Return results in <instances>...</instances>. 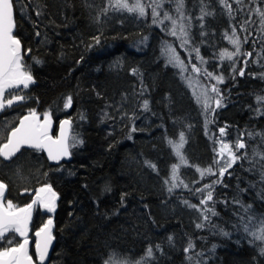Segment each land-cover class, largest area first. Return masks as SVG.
I'll return each instance as SVG.
<instances>
[{"label": "trees", "instance_id": "16d2710c", "mask_svg": "<svg viewBox=\"0 0 264 264\" xmlns=\"http://www.w3.org/2000/svg\"><path fill=\"white\" fill-rule=\"evenodd\" d=\"M229 3L231 15L220 0H184L190 46L205 62H193L175 45L180 59L205 85L211 79L203 71L214 67L223 77L222 106L213 101L215 112L206 114L184 77L166 62V31L150 13L116 11L109 0H15L14 35L33 83L6 95L26 98L1 112L0 144L33 110L41 121L48 114L55 126L63 119L71 123L69 163L52 167L31 150L9 163L0 160V182L8 188L5 205L27 206L44 186L57 193L50 264H264V241L244 231L249 215L264 218L259 155L264 154V101H258L264 97V25L256 11L264 10V0ZM205 6L211 14L200 19ZM233 28L241 55L222 61L220 53L232 45L225 34ZM193 64L201 74L191 71ZM220 128L227 133L223 140L232 144L242 135L246 148L237 152L244 159L214 185L207 207L217 215L209 213L205 222L197 208L206 206L194 190L217 180L218 170L201 179L196 168L213 165V139H221ZM180 132L187 165L168 144L178 142ZM74 138L79 142L73 144ZM14 162L22 163L19 172L6 171ZM173 164L180 165L178 175L188 187L170 192ZM44 220L35 213L32 234ZM8 237L19 241L14 233ZM189 241L193 248L185 252Z\"/></svg>", "mask_w": 264, "mask_h": 264}, {"label": "snow or ice", "instance_id": "6c2138e0", "mask_svg": "<svg viewBox=\"0 0 264 264\" xmlns=\"http://www.w3.org/2000/svg\"><path fill=\"white\" fill-rule=\"evenodd\" d=\"M111 8L116 11H127L128 13H135L139 17H144L146 15V8L151 9V16L154 24L163 25L164 30L168 32L169 35L176 37L180 40L181 45L187 47L190 44V38L188 35V29L191 27V17L187 15L184 11V0H171L175 4V12L177 16L170 15L169 11L164 10L165 0H150L149 3H145L144 0H109ZM237 4H242L244 0H235ZM14 3L15 0H0V111H3L6 107H11L13 104L18 102H23L25 96L18 93H11L10 98H6V91L10 89H18L21 86L27 89L31 83H33V78L31 73L27 70L25 65L21 61V42L14 35ZM220 3L226 8L229 15L232 13V4L229 0H220ZM105 12L108 9L104 10ZM257 13L260 15L261 24L264 25V10L256 9ZM39 14V13H37ZM210 12L206 11V6L201 7L200 19H203L205 15H210ZM170 22L171 27L169 28L165 22ZM187 21V23H185ZM247 23V21H246ZM243 30V29H242ZM203 34V33H202ZM229 39L230 43L234 47V51H222L220 53V59L233 60L235 56L241 55V40L236 35V29L233 28L231 34H225ZM97 42L98 38H97ZM196 56L200 59L201 63H204L203 58L200 57L199 49L193 48ZM165 52L168 54V62L174 67H178L181 74L185 71V64L176 55L175 50L170 46H166ZM191 54V52L189 53ZM246 55H251L247 53ZM39 63V61H37ZM135 69L133 72L135 73ZM191 71L196 74H201L202 69L193 64ZM240 74L243 75V70H240ZM203 75L209 79H215L217 83L223 82L222 76L214 75L212 72L203 71ZM190 86L191 85V78ZM197 85L199 81L196 82ZM193 94L196 97V102L199 104L202 102L203 110L206 114L215 112V108L212 107V102L215 101L216 107H221V100L219 98L220 92L215 84H209L205 87L203 92L198 93L194 88ZM215 94V95H212ZM258 101H264V97H258ZM71 97L67 99L65 103V108L70 107ZM148 103L144 102V108L147 109ZM211 123V120L207 119L206 115V126ZM69 124L68 121H63L61 124V134L56 139H53L48 134V129L50 127V117L45 114L43 117V122L39 120L36 112L30 111L29 114L19 121L18 126H14L11 131L6 136V142L0 144V157L4 160H10L12 157L20 153L21 148L24 146L34 148L37 150H44L47 152L48 159L59 163L63 157L69 156V144L68 138L64 131V126ZM207 130V129H206ZM135 131V129H133ZM221 139L217 141L213 139L214 151L216 152V157L213 159V165H210L206 169L196 168V171L200 173L201 179L208 175H217L218 179L205 184L203 188H197L194 191L201 193L200 204L205 205L203 209L197 208L201 211L203 220L205 222L210 221V216H216L217 213L212 207H207L210 201H213V190L214 185L220 183L222 178L228 169L233 167V164L237 160L244 159L243 156L237 155L238 150L245 149L246 143L243 140V136L239 137L234 144L223 140V137L227 135L225 128H220ZM79 141L73 140V144ZM219 143V149L215 148V144ZM168 144L172 147V150L176 157L179 159L182 165H187L186 160L181 149H183L185 144V134L184 132L179 133V141L174 142L173 140H168ZM260 159L264 160V154H259ZM226 157V158H225ZM155 168V165H149ZM180 165L173 164L171 169V185L169 191L171 192L173 188L183 185L185 188L188 187L178 175V169ZM264 175V174H262ZM165 183H169L168 180ZM7 185L4 182H0V264H34L33 257L29 255L28 245V230L29 223L32 219V212L34 205L39 204V206L48 212H54L56 209L57 193L53 191L51 186L41 187L35 193V199L32 200L26 207H17L13 202L8 201L5 205L2 200L6 192ZM206 192V195L204 193ZM239 203V201H236ZM187 203V201H185ZM190 207H197L195 205H189ZM250 205L245 207V213H248ZM244 218H242L243 220ZM53 221L48 219L38 231L35 232L36 236V254L40 261V264H44L45 257L48 254V249L53 240L52 235ZM197 228L204 227L203 223H197ZM222 231V230H221ZM244 231L250 233L254 240L264 241V218L255 220L251 215L247 217L244 223ZM14 232L22 238V242L16 241L14 243L13 238L8 237L6 234ZM222 234L228 236V232H223ZM169 241L172 237L168 238ZM7 244L8 247H4ZM193 248L191 241L188 243V247L184 249L188 252ZM215 248V245H213ZM262 254H264V248L261 249ZM153 254L152 248H148L147 257H151ZM106 264L109 262L106 261Z\"/></svg>", "mask_w": 264, "mask_h": 264}, {"label": "rangeland", "instance_id": "374dc122", "mask_svg": "<svg viewBox=\"0 0 264 264\" xmlns=\"http://www.w3.org/2000/svg\"><path fill=\"white\" fill-rule=\"evenodd\" d=\"M144 2L147 4V3L150 2V0H144ZM163 7H164V10L169 11L170 15L177 16V18H179L178 15H177V13L175 12V4L173 2H171V0H165V3H164V6ZM146 13H150V15H151V9L150 8H146ZM165 24H167L169 28L171 27L170 22H167L166 21ZM158 27L159 28H164L163 25H158ZM165 34L167 36V43H165V45L163 46V51H164L163 53H164V58L166 59V61H167V63L169 65H171L172 67H174L171 63L168 62V54L165 52V48H166V46H170L172 49L175 50L176 55L179 56V51L176 49L175 45H178L181 49L183 48V53H186L187 55H189L190 59L193 62H199V58L196 56L195 51H192V48H191L190 44L187 47L182 46L179 39H177L174 36L169 35L167 31L165 32ZM230 47H231L230 48V51H232V49H234L233 45H231ZM190 52H191V54H189ZM224 60H227V59H224ZM224 60H222V61H224ZM174 68H176L179 71V73L181 74V71H180V69L178 67H174ZM208 72H212L214 75H217V76H219V74H220L219 72H217L214 69V67H212V69H209ZM181 76L184 77V81L187 84V86L190 88V90L192 91V93H193L194 88L196 89V91L198 93H200V92H203L204 91V89H205L206 86H208V85H205L198 78V76H195L192 73H190L187 66L185 68V71L181 74ZM189 78H191V85L192 86H190V80H189ZM197 81H199V84L198 85L196 83ZM210 81L211 82L209 84H215L216 87L219 89V86L221 85V83H217V81L215 79H211ZM212 95H214V94H212ZM200 104H202V102ZM17 163L18 162H14L11 165H9L7 167V169H6V171H14V170L16 171V170H18V172H19V166L17 165Z\"/></svg>", "mask_w": 264, "mask_h": 264}, {"label": "water", "instance_id": "95a60500", "mask_svg": "<svg viewBox=\"0 0 264 264\" xmlns=\"http://www.w3.org/2000/svg\"><path fill=\"white\" fill-rule=\"evenodd\" d=\"M14 30H15V29H14ZM21 57H22V47H21ZM20 89H24V88L21 86V87L18 88V89H10V90H7L5 95H7L8 93H10V92H12V91H17V90H20ZM1 112H2V111H0V114H1ZM39 120H40V119H39ZM40 121H41V120H40ZM63 121H68V122H69V124H67V125L64 126V131H65V133H66V135H67V138H68V144H69V138H70V132H71V123H70V121L67 120V119H63V120L60 121L56 126L54 125V123H53L52 121H50V127H49V129H48V134H49L53 139H56L57 137H59L60 134H61V124H62ZM41 122H43V121H41ZM18 125H19V123H18ZM18 125H17V126H18ZM54 131H55V134H54ZM24 149L37 150V149H34V148H30V147L24 146V147L21 148V151L24 150ZM21 151H20V152H21ZM40 151H42V153H43V155H44V157H45L46 162L48 163V165H50V166H52V167L58 166V165H60V164H62V163L67 164V163H69L70 160H71V156H70V154H69V156H67V157H63V158L59 161V163H56L55 161H51V160L48 159V155H47V152H46V151H44V150H40ZM69 153H70V152H69ZM18 154H19V153H17L16 156H17ZM14 157H15V156H14ZM14 157H12L10 160H4L2 157H0V159H1V161L4 162V163H9ZM7 192H8V188L6 189V192H5V194H4V198H3V200H2L3 203L5 202V199H6V196H7ZM35 198H36V197H35V194H34V195L32 196V200L35 199ZM32 200H31V202H32ZM31 202H30V203H31ZM56 202H57V200H56ZM35 206H37V208H38V210H39L40 213L45 214L46 216L49 217V219H52L51 217H53L54 214H55V211H54V212H48V211H46L45 209L41 208V207L39 206V204H37V205H34V207H33L32 219H33V214H34ZM24 207H26V206H24ZM55 210H56V209H55ZM32 219H31V221H30V223H29V230H28V240H29L28 250H29V255H30V227H31ZM52 221H53V219H52ZM46 223H47V222H46ZM53 231H54V223H53V227H52V235H53ZM10 233H14V232H10ZM10 233H7L6 235L8 236ZM14 234L17 236L18 240H19L20 242H22V238H21L18 234H16V233H14ZM33 238H34V241L36 242V239H37V238H36L35 234L33 235ZM54 245H55V239H54V237H53L52 243L50 244L49 249H48V254H47V256L45 257L44 264H50L51 255H52V252H53ZM34 256H35V262H34V264H40V261H39V259L37 258L35 244H34ZM33 261H34V260H33Z\"/></svg>", "mask_w": 264, "mask_h": 264}, {"label": "bare ground", "instance_id": "6f19581e", "mask_svg": "<svg viewBox=\"0 0 264 264\" xmlns=\"http://www.w3.org/2000/svg\"><path fill=\"white\" fill-rule=\"evenodd\" d=\"M14 29H15V27H14ZM15 31V30H14ZM22 47V46H21ZM22 56H23V49H22ZM22 58V57H21ZM167 62V61H166ZM215 95V94H214ZM25 117V116H24ZM23 118V117H22ZM21 118V119H22ZM20 121V120H19ZM19 121H18V123H19ZM18 125V124H17ZM25 150H31V149H24V150H22V151H25ZM22 151L20 152V153H22ZM31 151H36V152H40L42 155H43V153H42V151H40V150H31ZM20 153L17 155V156H15L13 159H15L16 157H18L19 155H20ZM43 157H44V155H43ZM44 159H45V157H44ZM1 160V159H0ZM46 160V159H45ZM17 165L19 166V168L21 167V165H22V163H17ZM5 201H6V199H5ZM4 204H5V202H4ZM40 213V212H39ZM42 216H44L45 217V220H44V222H42V224L40 225L41 227L48 221V219H49V217L48 216H46L45 214H42V213H40ZM54 217V216H53ZM53 217H51L52 219H53ZM33 220H34V217H33V219H32V223H33ZM32 223H31V226H32ZM54 223V222H53ZM40 227V228H41ZM39 228V229H40ZM30 229H31V227H30ZM38 229V230H39ZM37 230V231H38Z\"/></svg>", "mask_w": 264, "mask_h": 264}, {"label": "flooded vegetation", "instance_id": "af4514ba", "mask_svg": "<svg viewBox=\"0 0 264 264\" xmlns=\"http://www.w3.org/2000/svg\"><path fill=\"white\" fill-rule=\"evenodd\" d=\"M37 212H39V210H38L37 206H35L33 217H34L35 213H37ZM35 232L32 234L31 229H30V255L33 257L34 262H35V256H34L35 241H34L33 235L35 234Z\"/></svg>", "mask_w": 264, "mask_h": 264}]
</instances>
